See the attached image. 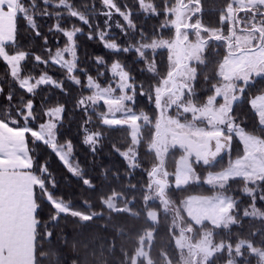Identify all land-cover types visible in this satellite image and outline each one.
<instances>
[{
	"label": "snow or ice",
	"instance_id": "6c2138e0",
	"mask_svg": "<svg viewBox=\"0 0 264 264\" xmlns=\"http://www.w3.org/2000/svg\"><path fill=\"white\" fill-rule=\"evenodd\" d=\"M100 4L102 11L92 4L85 12L72 0H0V60L10 74L6 87L0 83V264H79L60 250L69 247V221L108 229L124 210L109 176L135 188L129 182L138 170L142 188L162 202L170 186L212 189L186 201L197 225L207 220L230 233L245 220L264 223V0H224L218 26L199 18L200 0ZM140 15L163 17L160 29L170 25L174 35L146 31ZM78 36L108 54L85 52L82 60ZM214 43L224 52L210 58ZM245 105L257 118L251 126ZM114 126H128L131 142L113 141ZM145 126L155 129L150 167L138 149ZM106 144L122 169L99 162ZM79 146L87 149L83 162ZM173 149L181 156L169 173L161 153ZM209 235L184 238L182 264H264V229L215 247Z\"/></svg>",
	"mask_w": 264,
	"mask_h": 264
},
{
	"label": "trees",
	"instance_id": "16d2710c",
	"mask_svg": "<svg viewBox=\"0 0 264 264\" xmlns=\"http://www.w3.org/2000/svg\"><path fill=\"white\" fill-rule=\"evenodd\" d=\"M81 11H88V5L95 4L97 10L101 9L100 0H72ZM117 3H124L125 0H116ZM129 4L132 0H127ZM159 3V0H156ZM174 2V0H172ZM202 7V14L200 19L202 22L209 26H218V16L219 9L223 6L224 0H200ZM102 19V17H97ZM118 18V17H117ZM163 17H156L140 15L137 17V22L144 25L146 31L151 32L153 28L157 31H163L164 36L170 37L174 35V28L172 26H167L160 29L159 25ZM77 26L83 27L78 18L72 21ZM42 24L50 23V21H41ZM117 36L119 32L116 29ZM85 31L87 29L85 28ZM80 49L79 53L81 59H84V53L88 54L102 53L108 54L102 45L97 41H89L86 36L77 37ZM26 40V38H25ZM60 43H64V39L61 38ZM55 46V45H54ZM40 41H36V48L39 49ZM214 51L210 54V58H214L215 55H222L224 49L222 46H217L215 43L211 46ZM133 54H128L127 56H122V59L131 60ZM162 57L166 58V50L159 53L158 59ZM31 61H29V65ZM58 74V73H55ZM10 79V74L5 72V64L0 60V83L7 86V81ZM47 91V88L44 89ZM43 95L39 93L38 96ZM53 98L57 95L54 91L52 93ZM141 106L145 107L146 111H151L147 106L146 102L142 101ZM242 111L247 112L248 124L251 126L253 123L257 122V118L254 113L250 110V106L245 105ZM155 129L150 126H145L141 130L140 141H139V153L140 160L144 163V167H150L151 163H156V153L153 150H149L148 146L153 141ZM109 137L117 143H130V128L127 126H114L113 130L108 132ZM107 144L105 146V152L100 154L99 162L102 165H113L120 167L122 169L123 162L120 157L116 155H107ZM87 149L83 146H79L78 156L81 162L84 161V154ZM181 153L178 149L170 150L166 155L161 158L165 164V167L169 173L175 171L177 167V162ZM91 159V157H89ZM225 157V161H226ZM53 167L58 171H61L59 163L53 159ZM109 181L111 186L115 188L117 193L116 202L118 207H123V212L118 213L113 216V219L109 222L110 227L108 229L101 226L103 223L98 222L84 227H79L74 225L72 221H69V227H66L65 231L68 235L69 247L61 248L62 252H67L69 255H73L74 258H78L79 264H133V258L141 246V238L149 231L153 232V237L150 242L145 241L144 244L147 247L148 256L152 260L151 264H177L181 260V250L177 246L176 236L179 232L175 229L174 222L179 219H184L188 224H190L198 233L210 230L213 231V239L215 242H221L226 240L230 235L233 240L240 237L247 238L249 233L255 228L264 229V223L257 221L245 220L242 228L231 229V232H226L224 229L214 228L208 221L197 225L186 213L183 208L184 199L190 194H210L212 189H209L206 185H196L188 184L187 186L181 187L179 189L175 187H168L167 193L168 198L172 204L173 208L167 206L163 209V202L153 201L151 199H145L148 193L142 188V182L145 181L144 174L141 171H136L132 180L129 183L135 184V188L123 187L126 181L121 177L120 181H115L109 176ZM97 183H100L97 181ZM75 185L76 182L73 181ZM108 183L104 184V191L108 190ZM75 194L77 189L72 190ZM79 194L87 198L89 196L95 197L96 193H91L87 189H79ZM128 207V209H127ZM178 209V213L174 208ZM174 209V210H173ZM150 210H156L158 212L157 222H153L148 215ZM175 211V215L174 212ZM180 227V224H179ZM180 229V228H179ZM115 240V247L113 248L109 239ZM75 243V253L73 254L70 250V245ZM137 264H150L146 258L138 259Z\"/></svg>",
	"mask_w": 264,
	"mask_h": 264
},
{
	"label": "rangeland",
	"instance_id": "374dc122",
	"mask_svg": "<svg viewBox=\"0 0 264 264\" xmlns=\"http://www.w3.org/2000/svg\"><path fill=\"white\" fill-rule=\"evenodd\" d=\"M185 2H187V0H185ZM117 18V17H116ZM200 18V17H199ZM191 22H194V21H191ZM170 26V25H169ZM189 35H190V38L191 39H194L195 37H194V34L193 33H189ZM128 127V126H127ZM154 134H155V131H154ZM138 139H139V141H140V135H139V137H138ZM152 143V142H151ZM134 148H136L137 147V145H132ZM139 146V145H138ZM168 153V152H167ZM167 153H161V157L163 156V155H166ZM180 158V157H179ZM178 162H179V159H178ZM177 162V163H178ZM163 165H164V167H165V164H164V162H163ZM166 168V167H165ZM198 195H201V194H190V195H188L185 199H184V201H183V208H184V210L186 211V213L189 215V217L195 222V218L194 217H196V216H198V211L195 209V208H189V207H186V201H188V200H191V199H195V197L196 196H198ZM148 196L150 197L149 199H151V200H153V201H159L160 200V202H161V199H160V197H158V196H154V195H152L151 193H148ZM166 196H168V193L166 192ZM117 197H115V199H116ZM162 207H163V209H166L167 208V206L164 204V202H163V204H162ZM169 208H173L172 207V204H170L169 206H168ZM127 209H128V207H127ZM175 209V211L178 213V209L175 207L174 208ZM173 209V210H174ZM175 211H173L174 212V215H175ZM148 215H149V218L153 221V222H157V220H158V212L156 211V210H150L149 212H148ZM207 220H204L202 223H204V222H206ZM196 223V222H195ZM197 224V223H196ZM174 226H175V229H178L179 230V232H178V234H177V236H176V243H177V246L179 247V245L181 244V243H183V241H184V238L185 237H189L192 241H194V242H198V241H200V239L202 238V236L204 235V234H206V233H210L211 235H209L208 236V239L209 240H211V246L212 247H215L216 246V244L217 243H219V242H215L214 241V239H213V231H210V230H205V231H202V232H200V233H198L190 224H188L184 219H181V226H182V228H180L179 227V223H178V221L177 220H175V222H174ZM180 228V229H179ZM188 228H189V230H190V228L192 229V235H190V232L188 231ZM152 237H153V232L152 231H149V232H147L142 238H141V246H140V248L138 249V251H137V253L135 254V264H137V262H138V259H140V258H146L147 259V261L151 264L152 263V260L149 258V256H148V251H147V247L145 246V244H144V242L145 241H148V242H150L151 240H152ZM179 249L181 250V260H180V262L179 263H177V264H182V252H183V255H187V251L186 250H182L180 247H179ZM170 264H172L171 262H170ZM174 264V263H173ZM176 264V263H175Z\"/></svg>",
	"mask_w": 264,
	"mask_h": 264
},
{
	"label": "water",
	"instance_id": "95a60500",
	"mask_svg": "<svg viewBox=\"0 0 264 264\" xmlns=\"http://www.w3.org/2000/svg\"><path fill=\"white\" fill-rule=\"evenodd\" d=\"M164 204L166 206H169L171 204V202H170V200H169V198L167 196H166V199L164 201ZM179 224H180V228H182V226H181V219H179ZM188 231L190 232V235H192V229L190 228V230H189V228H188Z\"/></svg>",
	"mask_w": 264,
	"mask_h": 264
}]
</instances>
